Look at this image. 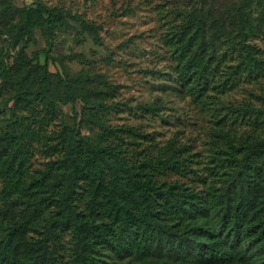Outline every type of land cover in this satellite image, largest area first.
I'll return each mask as SVG.
<instances>
[{
	"label": "trees",
	"instance_id": "16d2710c",
	"mask_svg": "<svg viewBox=\"0 0 264 264\" xmlns=\"http://www.w3.org/2000/svg\"><path fill=\"white\" fill-rule=\"evenodd\" d=\"M205 1L167 20L157 9L166 76L212 124L203 159L172 142L150 157L149 134L107 123L118 87L103 75L52 79L48 55L26 60L35 29L48 46L72 21L101 45L99 26L38 0L0 3V264H264V96L258 106L222 100L264 75L251 17L259 7L261 26L264 0H240L230 29ZM136 106L160 116L158 99Z\"/></svg>",
	"mask_w": 264,
	"mask_h": 264
},
{
	"label": "rangeland",
	"instance_id": "374dc122",
	"mask_svg": "<svg viewBox=\"0 0 264 264\" xmlns=\"http://www.w3.org/2000/svg\"><path fill=\"white\" fill-rule=\"evenodd\" d=\"M8 1L19 7L33 2L0 0V3L2 5ZM38 1L47 8L79 15L88 23L99 26L101 45L96 44L79 25L70 21V26L55 30L48 46L41 31L35 29L36 44L26 49V60L38 54V63L43 65L48 55V70L52 79L56 74L62 77L103 75L110 84L116 85L118 92L110 102L117 104L118 108L108 113L106 122L110 125L135 126L149 134L154 144L145 145L148 146L146 155L164 157L160 149L171 142L175 147H191L190 151L198 154L200 159L207 155L208 130L212 124L189 99L177 92L166 76L171 71L172 62L169 52L162 45L165 29L157 11L161 9L166 20L171 19L177 11L184 14L192 7H199V0ZM239 1L207 0L203 11L230 29ZM260 11L259 7L254 6L251 12L253 25L261 30L253 43L264 50V21L259 26ZM7 41L5 37L0 38V50L7 47ZM10 55L11 64L17 56L16 50H11ZM263 96L264 75L256 81L241 82L237 88L226 93L222 100L235 105L254 103L258 106L261 105L259 97ZM157 99L161 102L159 117L146 115L136 109V105L149 104ZM60 109L64 120L72 125L75 120L72 107L65 105ZM76 109L79 111V105H76ZM3 127L4 122L0 118V131ZM79 130L90 141L96 142V131H89L84 126H80ZM241 130L247 131V128L241 127ZM37 163H41V160Z\"/></svg>",
	"mask_w": 264,
	"mask_h": 264
}]
</instances>
